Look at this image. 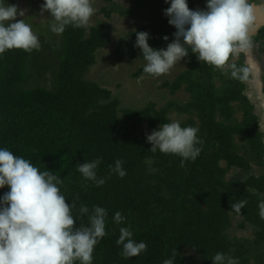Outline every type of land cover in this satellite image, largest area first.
Listing matches in <instances>:
<instances>
[{"label": "trees", "instance_id": "obj_1", "mask_svg": "<svg viewBox=\"0 0 264 264\" xmlns=\"http://www.w3.org/2000/svg\"><path fill=\"white\" fill-rule=\"evenodd\" d=\"M20 1L8 3L19 7ZM24 1L33 7L31 14L43 13L37 6L44 0ZM206 3L188 0L192 10H203ZM93 7L101 17L94 15L87 28L50 31L46 40L38 34L39 49H14L0 57V147L60 176L74 212L81 204L108 210V236L96 246L94 264H163L173 253L175 264H213L218 252L240 264H264L258 207L264 198V126L249 97L253 82L231 80L191 52L158 82L143 72L146 61L135 47V33H149L151 47L166 49L177 31L164 14L170 4L93 0ZM45 16L52 24L50 13ZM254 40L261 47L252 52L263 53L264 29ZM241 56L235 62L247 64ZM109 72L123 76L113 84L105 78ZM138 85L157 88L158 96H150L156 100L136 99L134 110L121 107L116 94L133 96ZM173 120L199 129L202 151L194 162L182 165L177 156L150 150L146 134ZM97 158L102 159L98 177L106 178L101 187L76 170ZM118 159L124 178L110 170ZM8 190L0 189V196ZM241 201L245 208L237 214L231 205ZM117 211L126 224L113 222ZM81 223L76 220L75 226ZM129 225L136 241L148 247L125 259L116 240L120 227ZM236 229L245 234L239 237Z\"/></svg>", "mask_w": 264, "mask_h": 264}, {"label": "clouds", "instance_id": "obj_2", "mask_svg": "<svg viewBox=\"0 0 264 264\" xmlns=\"http://www.w3.org/2000/svg\"><path fill=\"white\" fill-rule=\"evenodd\" d=\"M164 2L170 4L164 14L177 30L167 48L155 49L149 45V33H135V47L141 49L146 61L145 74L153 78L167 75L191 52L199 62L231 80L246 85L259 81L258 71L235 61L254 49V38L264 29V0H207L203 10L190 9L188 0ZM41 10L50 13V30L57 35L68 26L87 28L96 14L93 0H44ZM17 16L24 17L25 11L8 0H0V57L14 49L30 53L41 46L32 26L24 19L17 20ZM163 39L168 41L169 37ZM198 133L197 127L182 126L179 120H173L146 134V139L153 153L177 156L183 165L194 162L202 151ZM101 163L102 159L97 158L77 164L76 170L84 180L101 187L106 183V178L98 177ZM123 164L116 160L111 173L124 178L127 173ZM62 185L63 180L53 171H42L30 159L0 147V189H9L0 196V264H94L95 248L108 236V210L81 204L78 213L74 212L76 204L66 203ZM245 204L246 201L235 202L231 208L241 214ZM258 207L264 220V198ZM76 220L82 221L79 227L75 226ZM113 222L126 224L127 218L117 211ZM119 233L116 244L122 246L123 258L138 257L147 251V244L136 241L130 225L120 227ZM211 258L213 264H240L238 258L222 252ZM175 259L173 253L163 264H175Z\"/></svg>", "mask_w": 264, "mask_h": 264}, {"label": "rangeland", "instance_id": "obj_3", "mask_svg": "<svg viewBox=\"0 0 264 264\" xmlns=\"http://www.w3.org/2000/svg\"><path fill=\"white\" fill-rule=\"evenodd\" d=\"M28 3H29L28 1H24V0L20 1V4H19L18 8L25 11V16L24 17L17 16V19L18 20L24 19L26 23H28V24H30L32 26L33 31L37 35L38 34L42 35L44 40L48 39V37L52 34L50 32L51 31L50 27L48 26V25H51L50 21L48 20V17H46V16L44 17V12L41 14L40 10L36 11L35 14H31L30 11H29V8H33V7L29 6ZM37 8L40 9L41 7L37 6ZM95 9H96L95 16H96L97 19H99L101 17V15L98 14V7L95 8ZM260 47L261 46H255L253 50H258ZM263 50H264V48H263ZM241 57H243L244 61L245 60L247 61V64L249 66L253 67V71H258L259 72L260 78L262 76H264V51H263V53L260 52V54H255V53H253L251 51L246 56L242 54ZM129 71L130 70L127 71L128 74H129ZM45 73H46L45 74V78H46V76L49 77L50 72L48 70H46ZM120 74H122V73H120ZM119 75H115L112 72H109L105 78L109 82L114 84V83L118 82ZM121 76H123V74ZM162 78H163V76L158 78V80H159L158 82H161ZM259 81L258 82L257 81H253L252 86H251L253 94L251 93L249 95V97L253 98L255 100V103L257 104L256 105L257 108L261 111V113H260V115H261V118H260L261 126H264V95H263V92H262V88H264V84H263L264 82H262L260 79H259ZM152 82L153 81L148 82L147 86H151ZM124 85H125L124 87H126V84H124ZM136 87L138 88V93L133 95V96H131V95L129 96L126 93L116 94V97L120 100L121 107L130 108V109L134 110V109H136L139 106V102H137L136 99H140V98L142 99L144 97L151 98L150 96L155 97V95L158 96L157 88H152L151 89L149 87L146 88V86L142 87L140 85H138ZM109 88H110V86H108L106 88V90L109 89ZM126 90H123V92H127ZM130 90H131V88H130ZM151 99L153 101L156 100V98H151ZM148 103H151V102H148ZM263 132H264V129H263ZM236 176H237V174H236ZM234 231L237 232V235H239V237H242L241 235L245 234L243 232L237 231V229L234 230ZM248 235H249V233H248Z\"/></svg>", "mask_w": 264, "mask_h": 264}, {"label": "flooded vegetation", "instance_id": "obj_4", "mask_svg": "<svg viewBox=\"0 0 264 264\" xmlns=\"http://www.w3.org/2000/svg\"><path fill=\"white\" fill-rule=\"evenodd\" d=\"M263 77V76H262ZM260 82V81H259ZM264 84V83H263ZM262 92H263V95H264V88H262ZM256 99V98H255ZM258 100V99H257Z\"/></svg>", "mask_w": 264, "mask_h": 264}]
</instances>
